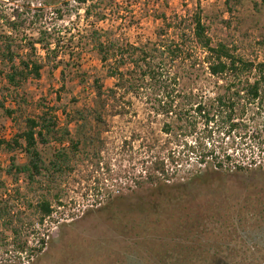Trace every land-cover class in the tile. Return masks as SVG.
<instances>
[{
    "label": "rangeland",
    "instance_id": "obj_1",
    "mask_svg": "<svg viewBox=\"0 0 264 264\" xmlns=\"http://www.w3.org/2000/svg\"><path fill=\"white\" fill-rule=\"evenodd\" d=\"M62 1L68 4L64 5ZM60 2L0 0L6 13L19 8L22 13L26 12L24 17L31 16L32 29L27 28L26 36L36 38L38 31L48 29L53 37L61 40L58 59L65 60L68 53H73L76 58L66 68L64 82L60 74L63 66L53 69L51 61L46 62L41 79H30L16 90L19 103L12 102V98L3 101V83L0 85V137L9 138L21 131L27 117L41 114L40 104L43 103L57 107L61 125L68 127L74 141V146L71 141L65 143L70 158L60 162L58 169L52 162L61 145L51 142L40 146L46 169L33 183L22 180L16 183L7 174L0 173V181L4 183L0 188V199L8 200L14 223L32 241L40 237L48 240L44 251L29 260L27 255L15 251L10 228L0 219V264H142L139 259L126 254V242L117 237L114 229L100 216L102 208L114 197L144 195L150 187L149 176H161L155 170L157 161L164 160L171 183H184L197 170L204 173L218 171L212 165V159L199 163L203 147L209 144L219 155L233 153L236 160L246 163L250 160L239 159V151L244 147L245 153L251 155V149L257 163L264 164V153L256 148V143L264 142L263 113L257 112L254 119H250L249 128L256 131L255 139L248 136L244 145L239 141V135H225L223 126L214 127L209 137V128L204 127L202 119L193 111L185 114L181 123L176 116L193 109L199 102L212 100L217 93L225 91L231 81L229 76L218 78L210 74L203 59L205 53L195 48L190 38L191 15L200 6L213 45L225 43L236 55L259 63L264 61V0ZM89 5H92L91 12L86 15ZM58 7L62 18L56 12ZM163 17L172 23L185 20L184 24H176L181 29L178 33L183 34L184 41L180 43L193 51L194 58L171 60L162 49L155 57V80L146 78L142 81V70L136 66L134 81H128L124 88L119 87L118 78L111 76L109 65L100 62L90 41V31L112 30L120 43L135 46L148 43L156 49L162 44L179 41L175 28L166 34L160 32ZM37 48L43 60L45 52L39 44ZM50 58L53 59L52 55ZM128 67L133 69V66ZM96 79L103 85L106 101L95 99ZM164 104L172 105L173 111L167 114L162 107ZM5 109L16 112L8 117ZM79 111L85 117L83 120ZM252 112H248V118ZM237 113L239 115V107ZM182 123L185 128L180 130ZM167 125L171 126L170 131L166 130ZM195 140L203 145L194 153L189 147ZM16 157L18 163L26 161L21 153ZM172 158L178 164L173 163ZM9 165L10 156L1 152L0 170ZM259 181L264 184V178ZM229 184L231 190L238 189L234 183ZM191 190L204 191L199 186ZM244 194L243 188L239 187V202ZM252 197L256 199V196ZM43 199L52 203L54 212L40 225L36 205ZM251 217V224L239 225V235L224 237L219 244L226 246L231 240L237 254L229 255V259L239 260V264H264V215ZM210 239L213 238H209L213 243ZM220 256L228 257L225 252Z\"/></svg>",
    "mask_w": 264,
    "mask_h": 264
},
{
    "label": "trees",
    "instance_id": "obj_2",
    "mask_svg": "<svg viewBox=\"0 0 264 264\" xmlns=\"http://www.w3.org/2000/svg\"><path fill=\"white\" fill-rule=\"evenodd\" d=\"M80 1L86 2V0ZM50 3L61 2L50 0ZM62 3L68 4L67 1ZM91 6L87 7L86 15H90ZM200 8L199 6L190 17V38L195 48L205 53L203 59L208 64L210 74L218 78L229 76L231 81L227 83L225 91L217 93L212 100L206 103L199 102L193 109L176 116L181 123L183 116L193 111L196 117L202 119L204 127L209 128V137L212 136L214 127L223 126L225 135H239V141L244 145V140L248 136L255 139L256 131H251L249 128L250 119H254L257 112L263 113L264 116V61L254 63L245 60L233 53L225 43L213 45ZM38 11L43 12L42 9ZM56 12L58 17L62 18L60 7ZM25 13L19 8H14L8 14L0 5V85L4 84L1 87L2 100L12 98L15 104L19 103L16 90L30 79H41L46 62L51 61L53 69L63 66L60 74L64 82L66 68L76 59L73 53L65 54V60L58 59L61 40L53 37L48 29L38 31L36 38L26 36L24 33L27 28L32 29L33 21L29 19L31 16L24 17ZM167 21L168 19L163 17V27L160 32L166 34L171 28H175L174 32L179 41L162 44L156 49L148 43L140 46L120 43L112 30L90 31L92 35L90 41L97 51L100 62L109 65L111 76L118 78L119 87L124 88L128 81H134L133 71L136 66L142 70L140 73L142 81L146 78L155 80L157 77L155 57L162 49L167 52L171 60L194 58L193 51L186 49L185 44L180 43L184 39L181 38L183 34L178 33V30H181L179 25L184 24L185 20L181 19L177 23ZM37 44L45 52L43 60L40 59ZM51 55L53 59L50 58ZM112 60L114 67L111 65ZM140 60L141 65H139ZM129 65L133 66L132 70ZM95 85V99L106 101L103 85L97 79ZM62 87L64 88V85ZM57 98L60 96L58 95ZM162 107L167 114L173 111L172 105L164 104ZM40 108L41 114L37 117H27L21 131L9 138L0 137V156L3 151L10 156L9 167L1 169L0 173L7 174L16 183L21 180L27 184L33 183L43 175L46 168L40 150L41 145H48L51 142L61 145L52 162L55 169L59 168L60 162L70 158L65 143L71 141L74 146V141L70 138V130L67 126L61 125L57 107L41 103ZM249 111L253 112L248 118ZM15 112V109H5L8 117H12ZM78 114L83 116L82 120L85 118L80 111ZM195 124L196 121L193 120L192 125ZM179 126L180 130L185 128L183 123ZM166 130L170 131L171 126L167 125ZM262 144L264 142L261 145L256 143V148L264 153ZM202 145L195 140L189 148L195 153ZM249 150L251 155L245 153L247 149L244 147L239 151V159L250 160L246 163L236 160L233 153L226 152L225 155H219L212 144L204 146L199 163L203 164L212 159V165L218 171L204 173L197 170L184 183H171L164 160L157 161L155 170L160 172L161 176H149L150 187L144 195L135 198H128L125 195L114 197L102 208L101 213H103L100 217L111 229H114L117 237L126 242L127 253L126 251L125 253L139 259L142 264H239V260L229 259V255L237 254L236 248L230 243L231 240L226 246L219 242H222L224 237L228 239L235 234L239 235L237 233L239 225H245L246 222L251 224V216L264 215V184L259 181V178H264V164L257 163L254 151ZM17 153L25 155L24 163L17 162ZM171 161L178 164L173 158ZM231 170L233 172L229 173ZM247 172L249 174H246ZM229 183H234L233 185L238 189L231 190ZM196 186L204 191L191 190ZM2 187L4 183L0 181V188ZM239 187L243 188L245 193L240 202ZM252 196H256V199ZM36 212L39 224L43 225L45 219L52 216L54 208L50 201L43 199L37 203ZM0 219H3L5 225L10 228L11 244L17 253L25 254L29 260H33L44 251L48 240L40 237L37 241H32L24 236L22 228L14 223L8 200L3 198L0 199ZM210 237L213 238L210 239L213 243L209 241ZM223 252L228 257H221Z\"/></svg>",
    "mask_w": 264,
    "mask_h": 264
}]
</instances>
